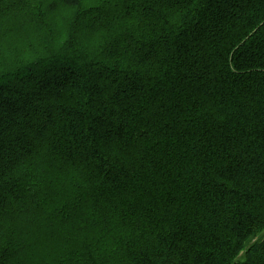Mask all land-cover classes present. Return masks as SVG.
Here are the masks:
<instances>
[{
	"label": "trees",
	"instance_id": "obj_1",
	"mask_svg": "<svg viewBox=\"0 0 264 264\" xmlns=\"http://www.w3.org/2000/svg\"><path fill=\"white\" fill-rule=\"evenodd\" d=\"M0 264H264V0L1 5Z\"/></svg>",
	"mask_w": 264,
	"mask_h": 264
},
{
	"label": "rangeland",
	"instance_id": "obj_2",
	"mask_svg": "<svg viewBox=\"0 0 264 264\" xmlns=\"http://www.w3.org/2000/svg\"><path fill=\"white\" fill-rule=\"evenodd\" d=\"M6 3H7V0H0V6H1V5H6ZM9 12H10V11H9ZM88 16H89V12L84 16V18H85V19H88V18H89ZM19 31H21V30H19ZM14 51L16 52V53L13 52L14 54H16V55L19 54V55H20V52H18V50L15 49ZM13 53L11 54V56H10L9 58H11V59L15 58V55H13ZM17 53H18V54H17ZM10 209H11V210H9V213L14 211L12 208H10Z\"/></svg>",
	"mask_w": 264,
	"mask_h": 264
}]
</instances>
